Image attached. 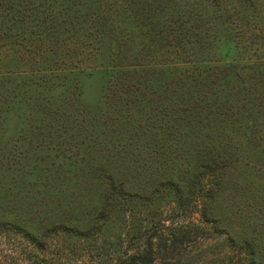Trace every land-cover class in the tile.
I'll return each mask as SVG.
<instances>
[{"label":"rangeland","instance_id":"obj_1","mask_svg":"<svg viewBox=\"0 0 264 264\" xmlns=\"http://www.w3.org/2000/svg\"><path fill=\"white\" fill-rule=\"evenodd\" d=\"M11 3L0 264L18 226L39 264H119L153 225L155 264H264V0Z\"/></svg>","mask_w":264,"mask_h":264},{"label":"trees","instance_id":"obj_2","mask_svg":"<svg viewBox=\"0 0 264 264\" xmlns=\"http://www.w3.org/2000/svg\"><path fill=\"white\" fill-rule=\"evenodd\" d=\"M1 3L4 2L9 7V10H13V5L11 2L13 0H0ZM45 6V5H44ZM42 6L39 5L37 8H41ZM65 11V4L64 1L59 4V7L55 4L49 6L50 12V21L57 20L58 18L61 19L63 12ZM35 22V21H34ZM40 28H43V24L39 25ZM40 30V29H39ZM17 32V31H16ZM15 32V33H16ZM43 32L42 30L40 31ZM2 34H0V37ZM7 37L12 38L13 35H7ZM110 195H108V201H112L118 195L117 189H113L110 191ZM109 206V203H106ZM7 232H13L15 238H12V242L10 244L11 247L20 246L23 250H26L27 253L25 255V260L27 264H35L40 263L39 255L35 256V253L39 250L40 244L37 241V237H35L32 233L26 230V228L18 226L13 231L12 229H8ZM1 235V230H0ZM10 234L8 235V237ZM158 236V229L153 225L151 227L144 228L140 232V236L137 238L141 242H143V247L139 248L135 253H127L125 257L121 259L119 264H155L156 262V245L155 239ZM17 245V246H16ZM38 253V252H37ZM36 258L33 260L32 258ZM239 257V256H238ZM39 261V262H38ZM235 264H241V260H237ZM243 264V263H242ZM250 264V263H249Z\"/></svg>","mask_w":264,"mask_h":264}]
</instances>
